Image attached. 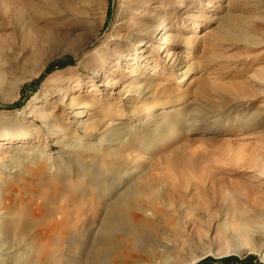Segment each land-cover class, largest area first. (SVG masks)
I'll return each mask as SVG.
<instances>
[{"label":"rangeland","instance_id":"rangeland-1","mask_svg":"<svg viewBox=\"0 0 264 264\" xmlns=\"http://www.w3.org/2000/svg\"><path fill=\"white\" fill-rule=\"evenodd\" d=\"M164 102L185 103L178 132L130 138ZM261 103L264 0H0V137L29 136L0 139V264H114L164 238L177 259L165 264H264L210 254L228 245V210L251 207L207 202L223 178L247 184L238 140L264 131Z\"/></svg>","mask_w":264,"mask_h":264},{"label":"bare ground","instance_id":"bare-ground-1","mask_svg":"<svg viewBox=\"0 0 264 264\" xmlns=\"http://www.w3.org/2000/svg\"><path fill=\"white\" fill-rule=\"evenodd\" d=\"M158 34H160V32ZM162 37H163V33L160 34L159 38L161 39ZM149 46H152V43ZM37 69H39V67H37ZM187 71H188V69L186 67H184L182 70V73L180 75V81H182L181 83H183V80L185 79V74L187 73ZM165 78L167 79L166 76H165ZM261 96H263V94L259 93L258 96H252V97L248 98V100H250V101H254L256 99L259 100V97H261ZM170 101L171 102L177 101V99H172ZM166 103H168V102H164V104L160 107L157 104V105H154L151 107H147L144 110H142L141 112L139 111L141 113V114H139V118H140L139 120H141L143 123H146V122L151 123L152 127L150 129L148 128L147 130H141L140 129V130H135V131H129L128 136L130 138L137 139V138H141V137L145 138V137H148V136L154 134V137H157L158 135L162 136L165 133V130H168V136L175 133L177 131V127L179 125L177 124V120H173L172 115L173 114L175 115V113L177 111L178 112L180 110L183 111L182 109H184L185 103H178V104L175 103L172 105L171 104L166 105ZM167 106H171V107L166 108ZM263 106L264 105L262 103L258 105V107H263ZM180 114H182V112H180ZM166 122H167V124L165 126H163V124ZM108 125H109V123H108ZM161 125L163 127L160 128ZM181 131H180V133H181ZM6 133H8V134H6L3 137H0L1 141H4L3 143H6V144L15 145L19 142L27 140V138L29 137L27 133L26 134H19L18 132L11 133V131H8ZM135 133H136V135H135ZM260 134L261 135L258 137L253 136L255 139L253 140V142H251V140H248V136L246 134L241 133L239 140H238L239 152H238V157H237V163L240 165V167L246 168V170L242 169L243 171H241V172L244 175L245 174L248 175V178L246 179L247 184L246 183L243 184L244 186L237 185V183H236L237 181L234 182L232 179L229 180V179L223 178V181H226L225 183H223L224 187H225V192H219V193L213 192L210 195V200L207 201L208 203H211L212 201L213 202L218 201L222 204H225V202L229 199L230 204L235 203V202L238 203V201H240L241 203H244V204L248 205L249 207H251L250 209L233 208V209L228 210V216H226L223 220L219 221L218 224L216 225V229H217L216 236L217 237L226 236L228 238V239L226 238V240L228 241V245L226 247H223V249H221V248H218L216 250L213 249L210 251V254H213V255H222V254H228V253L239 254L245 250H248V251L256 252L257 254H259L260 258L264 260V211L259 209L255 205V200H256L257 195H253L255 193V187H256V184H255L256 182H253V180L254 179L261 180L264 177L263 176L264 175V131H262V133H260ZM253 137H251V139ZM134 139H129V140H134ZM81 141H83V140H81ZM156 143H158V142H156ZM10 158H13V156ZM45 169L46 170L48 169L47 166L45 167ZM46 172H48V171H46ZM2 173L3 172H0V182L2 179V176H1ZM48 174H51V172H49ZM55 176L56 175H54L53 177H55ZM95 178H97V177H95ZM71 183H74V181H71ZM223 184L220 186L223 187ZM46 190H47V188H46ZM65 193H67V192H65ZM141 193H142V191H141ZM17 194H18V192H17ZM98 195H100V194H98ZM140 195H138V196H140ZM135 196H137V195H135ZM138 196L136 198H138ZM13 197H14V195H13ZM16 197H15V199H16ZM133 201L135 202V200H133ZM65 203H67V202H65ZM65 203L63 205H65ZM146 203H148V202H146ZM150 203H152V201ZM137 204H138V201H137ZM151 205H153V204H151ZM156 206H157V204H156ZM151 207H153V206H150V208ZM154 208L156 209V207H154ZM135 213L132 214V220H135L137 218V214H135ZM157 213H161V211L157 212ZM76 215H75V218H76ZM149 220H150V218H149ZM148 223H149V221L147 220V222L145 224H148ZM212 228H213V226H212ZM143 229H144V227H143ZM156 232H157V230H156ZM59 234H61V233H59ZM69 234H70V232H69ZM0 236H1V225H0ZM79 243H81V242H79ZM1 246H2V244L0 243V257H2L1 256ZM153 248L154 249L147 251L146 255H140L138 253H135L133 251V249L121 251L119 254L115 255V258L113 259V263L114 264H135V263L136 264H165V262H167V261L176 262L177 259L173 255V249L175 248V246L172 244V242L169 239L165 240V238H164V242H162V246L154 245ZM130 259H134V261L131 262ZM198 259H199L198 257L192 258L188 263H185V264H194ZM0 261H1V259H0Z\"/></svg>","mask_w":264,"mask_h":264},{"label":"trees","instance_id":"trees-1","mask_svg":"<svg viewBox=\"0 0 264 264\" xmlns=\"http://www.w3.org/2000/svg\"><path fill=\"white\" fill-rule=\"evenodd\" d=\"M72 63H73V60L71 58L61 59L55 63H51L50 65H48V67L46 68V71L50 72L54 67H62V66L69 65ZM42 77L43 75H41L40 78ZM254 258L255 256L252 254L246 255L243 258H240L236 255H228V256L222 257L221 259L216 260V262H220L223 264H252ZM211 260L212 259L209 258V261Z\"/></svg>","mask_w":264,"mask_h":264},{"label":"water","instance_id":"water-1","mask_svg":"<svg viewBox=\"0 0 264 264\" xmlns=\"http://www.w3.org/2000/svg\"><path fill=\"white\" fill-rule=\"evenodd\" d=\"M225 256H228V255H223V257H225Z\"/></svg>","mask_w":264,"mask_h":264}]
</instances>
